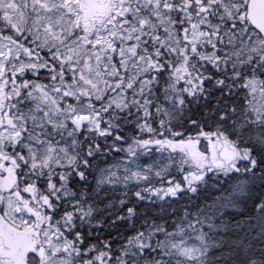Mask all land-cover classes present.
<instances>
[{
	"label": "snow or ice",
	"instance_id": "6c2138e0",
	"mask_svg": "<svg viewBox=\"0 0 264 264\" xmlns=\"http://www.w3.org/2000/svg\"><path fill=\"white\" fill-rule=\"evenodd\" d=\"M0 264H264V0H0Z\"/></svg>",
	"mask_w": 264,
	"mask_h": 264
}]
</instances>
